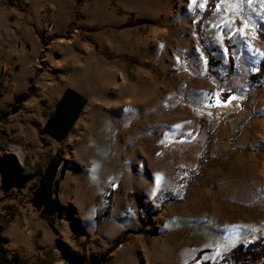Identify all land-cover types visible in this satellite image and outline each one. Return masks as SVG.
Returning a JSON list of instances; mask_svg holds the SVG:
<instances>
[{
    "label": "rangeland",
    "instance_id": "obj_1",
    "mask_svg": "<svg viewBox=\"0 0 264 264\" xmlns=\"http://www.w3.org/2000/svg\"><path fill=\"white\" fill-rule=\"evenodd\" d=\"M208 2L0 0V264H225L264 237V0ZM68 86L88 102L58 140Z\"/></svg>",
    "mask_w": 264,
    "mask_h": 264
},
{
    "label": "trees",
    "instance_id": "obj_2",
    "mask_svg": "<svg viewBox=\"0 0 264 264\" xmlns=\"http://www.w3.org/2000/svg\"><path fill=\"white\" fill-rule=\"evenodd\" d=\"M83 3L85 0H79ZM217 0H209L205 14H209ZM139 23L148 21L155 23L153 20L139 19ZM135 22V17H129L125 25H132ZM264 31V25L262 26ZM264 38L263 34H260ZM264 72V62L260 64L259 74ZM88 102L87 97L73 87H66L59 97L54 110L48 115L44 129L52 137L58 140H64L71 133L77 120L83 113V110ZM67 165L64 162L63 153L60 150L55 151L49 158L46 166L41 172L33 202L36 206L42 207L45 211L44 216L53 224L52 215L57 208L61 207L59 198V177L64 176ZM14 214V213H13ZM126 233H120L117 236L118 240H122ZM264 258V237L259 238L248 245L242 243L237 244L230 252L224 256L223 263L225 264H249L254 261H262ZM264 264V261L262 262ZM206 264V263H204Z\"/></svg>",
    "mask_w": 264,
    "mask_h": 264
}]
</instances>
